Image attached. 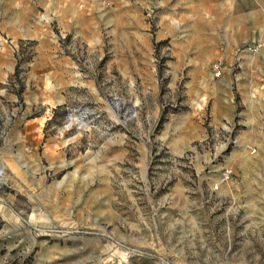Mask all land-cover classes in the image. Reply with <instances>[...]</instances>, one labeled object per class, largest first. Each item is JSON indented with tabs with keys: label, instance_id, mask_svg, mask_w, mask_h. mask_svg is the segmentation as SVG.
<instances>
[{
	"label": "rangeland",
	"instance_id": "1",
	"mask_svg": "<svg viewBox=\"0 0 264 264\" xmlns=\"http://www.w3.org/2000/svg\"><path fill=\"white\" fill-rule=\"evenodd\" d=\"M17 2L34 24L0 34V264H264V106L217 80L255 54L264 0H98L76 31L66 2L4 0L1 27Z\"/></svg>",
	"mask_w": 264,
	"mask_h": 264
},
{
	"label": "crops",
	"instance_id": "2",
	"mask_svg": "<svg viewBox=\"0 0 264 264\" xmlns=\"http://www.w3.org/2000/svg\"><path fill=\"white\" fill-rule=\"evenodd\" d=\"M57 1V0H50ZM82 0H59V3L64 6L65 2L66 5L71 7V15L72 20L68 23L69 29L68 31H76V26L78 24L77 17L87 16L92 17L94 15V12L96 11V4L98 3V0H86L87 6L83 10L78 9V4ZM4 0H0L1 6H3ZM20 10L21 6L20 3L17 2L12 10V22L11 25L3 28L0 26V34L3 33H11L14 37L17 39H23V38H32L29 36V32L32 30L33 23H28V25L24 24L20 20ZM7 16V14H6ZM4 19V15L1 18V20ZM91 24L93 25V21H91ZM26 33V35H25ZM6 35V34H5ZM50 55H52L50 53ZM54 57H48L49 66L45 70V74H54L57 73L58 70L62 71V68L60 69L57 67V64L55 62ZM65 62H63V65ZM239 68L240 71L235 75L234 80L233 79H227L225 74H228L229 69L223 72V76L220 77L219 80L221 85L223 87L232 88L233 84L235 85V94L227 95L223 98L224 102L231 103L233 100H237L240 105H242V108H247L248 106H264V49L259 51L258 53L248 55L244 58H242L239 62ZM63 76L65 77L67 75ZM55 77V76H53ZM55 80V78H53ZM69 88L67 85H63L62 87H59V91L61 92L60 95L63 96L62 92L66 95V90ZM55 90V85H49L42 91V95H44L45 98H51L52 93ZM264 111V108L262 109ZM14 147H19V138L15 140V143L13 142V156L18 160L19 158V151L14 149ZM15 151V152H14Z\"/></svg>",
	"mask_w": 264,
	"mask_h": 264
},
{
	"label": "built area",
	"instance_id": "3",
	"mask_svg": "<svg viewBox=\"0 0 264 264\" xmlns=\"http://www.w3.org/2000/svg\"><path fill=\"white\" fill-rule=\"evenodd\" d=\"M264 48V26L262 28L261 34L253 36L248 42H246L243 47L242 51L247 53H256L259 52ZM224 62L222 59L218 58L214 60L211 64V72L213 77H220L224 70ZM232 174L231 168L224 167L221 170L220 177L218 183L213 185V189H217L219 184L227 181Z\"/></svg>",
	"mask_w": 264,
	"mask_h": 264
}]
</instances>
